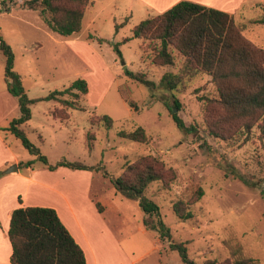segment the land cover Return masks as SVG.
<instances>
[{"label":"rangeland","instance_id":"rangeland-1","mask_svg":"<svg viewBox=\"0 0 264 264\" xmlns=\"http://www.w3.org/2000/svg\"><path fill=\"white\" fill-rule=\"evenodd\" d=\"M244 1L242 4L241 0H209L211 6H207L232 14L244 26L242 34L264 48V22H258L264 19V0ZM7 2L11 9L0 11V33L13 47L15 70L21 74L28 95L46 96L55 89L66 88L77 78H85L89 85L88 94L78 100L85 110L70 109L67 120L55 118L50 112L61 107L58 102L43 100L32 106L33 115L25 130L54 168L8 133L7 141L19 160H31L38 174L52 176L53 185L62 191H79L95 204L100 202L107 207L105 216L111 232L127 252L122 264H186L177 250L170 249L155 231L144 227L139 201L124 198L113 183L126 164L142 155H154L175 170L176 176L169 185L154 181L146 195L159 205L173 239L187 242L188 254L196 264H204L208 259L225 260L229 256L225 241L231 239L243 244L247 256L264 264V133L255 125L235 140L209 135L204 98L214 97L217 88L207 74L192 79L176 95L161 87L153 93L127 74L146 73L158 84L166 71L179 69V59L172 67L154 64L149 49H144L147 43L141 49L143 41L133 34V27L141 20L164 11L158 10L163 7L160 0L158 5L156 1L153 4L158 9L145 0H93L81 31L70 36L52 31L40 10L24 7L22 0ZM0 61V77L5 84V56L1 51ZM175 98L179 99L180 108L173 105ZM129 101L138 106V111ZM217 111L216 105H212V112ZM173 113L196 131L187 133L179 129ZM96 114L110 115L113 128L92 125L91 117ZM138 126L147 131L148 143L118 134ZM91 128L96 134L92 150L86 142ZM227 160L246 181L225 172ZM60 161L81 163L83 167L57 166ZM21 172L40 178L24 165ZM199 186L204 194L190 206L195 217L180 220L174 212V202L192 200L193 191ZM29 196V205L36 206L50 205L57 197L53 191L36 188ZM8 230L9 222L2 218L0 264H11Z\"/></svg>","mask_w":264,"mask_h":264},{"label":"trees","instance_id":"trees-1","mask_svg":"<svg viewBox=\"0 0 264 264\" xmlns=\"http://www.w3.org/2000/svg\"><path fill=\"white\" fill-rule=\"evenodd\" d=\"M0 2V11H10L7 0ZM92 2L93 0H22L24 7L40 10L46 25L62 36L81 31L85 13ZM258 22H264V19ZM124 23L126 20L117 24V28ZM243 27L226 11L192 0H181L133 27L134 36L143 41L141 49L143 43H147L144 49H149L154 64L172 67L179 59V69L176 72L166 71L158 84L146 73L127 71V74L146 85L153 93L157 87H161L174 95L184 91L192 79L207 74L217 88L214 97L204 98L209 135L235 140L242 133L251 131L255 125L264 133V48L246 38L242 34ZM116 50L121 55L118 47ZM0 51L5 56L4 79L7 89L17 98L20 110L19 117L12 119L6 130L19 138L31 154L36 155L49 168H54L25 130V124L33 115L32 106L43 100L58 102L61 107L50 112L55 118L67 120L70 118V109L85 110L78 100L88 94V82L85 78H77L62 90L55 89L46 96L32 98L25 89L21 74L15 70L13 47L1 33ZM129 103L138 111L134 102ZM173 105L180 108L178 98L173 100ZM212 105H216L217 112H212ZM173 119L179 129L187 133L196 131L194 126H187L178 114L173 113ZM91 123L101 124L109 130L114 126V119L108 114H96L91 117ZM118 134L141 143H148L150 140L142 126L131 131L121 130ZM95 140L96 134L91 128L86 134L90 150L93 149ZM31 164L32 161L25 163L27 166ZM60 165L83 167L81 163L67 161L58 162L57 166ZM223 169L227 174L235 173L242 178L228 160ZM175 176V170L149 154L126 164L123 172L113 178V183L124 198L139 201L144 211L142 223L147 230L155 231L161 242L168 243L170 249L177 250L186 264H196L188 254L187 242L173 239L171 228L164 222L159 205L146 195L154 181L160 180L169 185ZM203 194L204 190L199 186L193 191L192 200L179 199L174 202L173 209L177 217L182 221L192 220L195 215L190 206ZM97 207L102 210L100 203H97ZM8 236L12 247L11 264H88L85 251L53 207L15 208L11 213ZM225 246L229 252L225 260L208 259L204 264H261L259 259L245 254L240 241L226 240Z\"/></svg>","mask_w":264,"mask_h":264},{"label":"crops","instance_id":"crops-1","mask_svg":"<svg viewBox=\"0 0 264 264\" xmlns=\"http://www.w3.org/2000/svg\"><path fill=\"white\" fill-rule=\"evenodd\" d=\"M145 1H147V5L150 4L153 8L158 9L156 5L153 6L154 1L157 4L158 0ZM179 1L181 0H160L163 7L158 10L165 11ZM192 1L211 6L209 0ZM244 2V0H241L242 4ZM164 11H161V13ZM0 68L1 73V61ZM17 72L19 71L17 70ZM19 115L18 100L8 91L6 82L4 84L2 77H0V226L2 218L8 220L10 224L11 213L15 208L20 206H36L29 205L30 203H28L29 195L33 188L40 191H53L57 197L52 201V204L46 206L53 207L57 210L65 226L85 251L87 263L117 264L119 262V264H122V261H125L127 257V252L111 232L112 230L105 216L107 207L97 202L102 206V210H99L97 204L89 200L88 197L81 196L79 191H62L55 187L52 176L38 174L32 165H25L27 161L31 160H19L18 155L12 150V147L7 141L8 133L11 132L6 130V128L9 126L11 120L19 117ZM12 164H16L18 170L7 172L5 169ZM22 165L32 175H38L40 178L35 179L22 173ZM138 229L141 230L140 227ZM11 252L9 253L10 255Z\"/></svg>","mask_w":264,"mask_h":264},{"label":"water","instance_id":"water-1","mask_svg":"<svg viewBox=\"0 0 264 264\" xmlns=\"http://www.w3.org/2000/svg\"><path fill=\"white\" fill-rule=\"evenodd\" d=\"M17 170H18V166L16 164H14L13 166L9 167L6 171L12 172V171H17Z\"/></svg>","mask_w":264,"mask_h":264}]
</instances>
